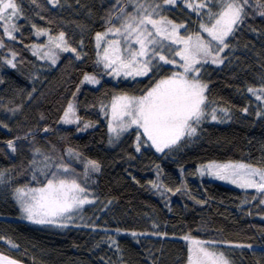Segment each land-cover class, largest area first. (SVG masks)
<instances>
[{
	"label": "trees",
	"instance_id": "16d2710c",
	"mask_svg": "<svg viewBox=\"0 0 264 264\" xmlns=\"http://www.w3.org/2000/svg\"><path fill=\"white\" fill-rule=\"evenodd\" d=\"M16 2L24 10L13 21L19 27L13 33L16 39L4 36L0 26V253L24 264H187V236L217 242L215 248L232 264H264V197L211 178L204 168L211 162L264 168V102L248 91L264 85V16L259 15L264 0H249L248 15L220 54L223 63L201 68L208 105L227 110V119H203L195 125V136L161 153L145 137L137 141L138 129L109 146L102 105L109 106L117 94H145L161 78L181 72L167 64L147 76L116 77L96 63L101 50L95 37L109 27V14H118L119 6L112 7L115 0H60L55 8L47 0ZM141 2L163 5V0ZM164 8L174 23L186 25L184 32L196 31L201 20H207L180 1ZM37 29L52 37L64 32L81 59L62 52L55 64H48L34 56L32 45L44 38L36 36ZM86 73L100 83L83 86L77 96L80 126H61L58 120ZM85 121L93 126L80 134ZM9 140L15 152L7 147ZM76 153L100 166L86 182L80 180L94 195V203L77 217L83 225L56 231L20 220L14 190L47 182L33 171L43 167L45 156L51 158L49 163L80 170L71 162ZM33 159L41 163L32 165Z\"/></svg>",
	"mask_w": 264,
	"mask_h": 264
},
{
	"label": "snow or ice",
	"instance_id": "6c2138e0",
	"mask_svg": "<svg viewBox=\"0 0 264 264\" xmlns=\"http://www.w3.org/2000/svg\"><path fill=\"white\" fill-rule=\"evenodd\" d=\"M32 2L35 3L36 0ZM47 2L55 8L60 0H47ZM178 2L179 0H163L161 5L141 2V0H115L112 7L116 9L119 6L118 14L113 16L110 13L107 21L109 27L103 33L98 32L95 37L97 49L103 47L102 55L99 51L97 52L96 63L103 64V67L109 70L108 74L116 77L147 76L153 69H158L162 65H177L175 57H179L182 62L178 65L183 69L182 72H173L170 77L159 80L145 94L115 95L110 103L109 133L113 134L115 139H119L122 133L135 126L136 129L142 130L137 132V141L141 139V136L146 137L157 152L172 149L185 137L196 135L195 125H199L209 114L206 112L208 85L199 78L201 68L208 63H223L220 54L229 47L228 38L248 15L246 5L249 0H182L186 9L199 17L206 15L207 20H201L198 31L181 35L180 30H186V25L174 23L163 15L164 5L175 7ZM128 4L132 5L133 11L126 10ZM202 9H206V13L202 12ZM23 11L16 0H0V26L3 27V35L9 40L16 39L13 33L19 31V27L13 21L20 18ZM259 15L264 16V11H261ZM202 33H207L210 39L206 40ZM35 34L38 37L48 36L49 45H54L62 52L74 53L77 60L81 59L77 50L69 46L64 32H60L57 37H52L46 30L37 29ZM109 36L118 39H108ZM102 41L106 43L102 44ZM173 45H179V47L174 48ZM3 46L4 42L0 39V47ZM42 47L32 45V54L38 58H50L55 64L58 59L56 53L50 48L41 57ZM6 63L15 67L12 60ZM99 83L100 80L96 76L87 73L80 82L81 85H98ZM248 91L257 100L264 102V85L259 89L250 87ZM75 95L73 93L74 97ZM107 109L108 106L102 105L101 112L107 115ZM220 111L227 115L225 109ZM216 113L217 110L213 108L210 113L212 120L217 119ZM79 121L76 106L73 101H69L61 122L73 124ZM92 126L90 123H84L83 129L78 130L82 131ZM44 131L47 132L48 129ZM7 147L12 152L16 151L15 144L11 140L7 142ZM136 150H140L139 144ZM39 152V149L35 150V154ZM69 152L71 153V149ZM50 159L45 156L43 167L33 169L34 173L39 171L47 183L41 187L25 186L15 190V198L24 218L36 224H53L71 220L73 214L78 213L84 205L94 203L89 199L88 189L79 182L74 170L64 163H49ZM39 163L41 162L36 159L32 161V165ZM204 168L209 175L218 180L227 181L241 189H254L256 193L264 197V168L240 162L212 163ZM99 169L97 162L88 161L85 176L87 177L89 171L98 172ZM198 171L201 175L204 174L203 170L198 169ZM0 176H3V173H0ZM36 178L34 174L33 179ZM253 199L256 197L253 196ZM260 203L264 204V198L260 199ZM60 226L66 225L60 224ZM132 235L137 234L133 232ZM184 239L188 241V264H230L222 251L209 247L217 242L193 240L187 236ZM11 246L17 247L15 244ZM236 247L251 248L252 246L236 245ZM0 264H18V262L0 256Z\"/></svg>",
	"mask_w": 264,
	"mask_h": 264
},
{
	"label": "rangeland",
	"instance_id": "374dc122",
	"mask_svg": "<svg viewBox=\"0 0 264 264\" xmlns=\"http://www.w3.org/2000/svg\"><path fill=\"white\" fill-rule=\"evenodd\" d=\"M141 1H143V0H141ZM180 1V3L182 2V0H179ZM126 10L127 11H133V8H132V5L131 4H128L127 6H126ZM163 15H165V16H167L168 15V13H167V11L165 10L164 12H163ZM168 17V16H167ZM168 19H170L169 17H168ZM171 20V19H170ZM107 30V28L105 29V31ZM199 30V26L197 27V29H196V31H198ZM104 31V32H105ZM195 30L193 31V32H191V33H189L188 32V30L186 31V32H184V31H181L180 30V33H181V35H188V34H192V33H194V32H196ZM202 35H203V37L207 40V39H210L208 36H207V33H202ZM57 37V36H56ZM108 39H118L117 37H112V36H109L108 37ZM102 44H105L106 42L105 41H102L101 42ZM165 43H167V42H165ZM36 45H40V46H43L42 48H41V52H40V56L41 57H43V53L45 52V51H48L50 48H51V50L53 51V52H55L56 53V55L57 56H59V54L60 53H62V51H60L59 49H56L55 47H54V45H49V43H48V36H44V38H43V40L40 42V43H37ZM173 47L175 48V47H179V45H173ZM100 50H101V55L103 54V47H101L100 48ZM41 60H43L44 62H46V63H48V64H53L52 63V61H51V59L50 58H40ZM175 59L177 60V65H172V64H170L171 66H173L174 68H178L181 72L183 71V69L182 68H180L178 65L180 64V63H182L180 60H179V57H175ZM58 60V59H57ZM57 60H56V62H57ZM175 72H178L177 70H175ZM87 74H89V75H93V74H90V73H87ZM85 75V74H84ZM172 75V74H171ZM171 75H169V76H166V77H163V78H161V79H166V78H168V77H170ZM95 76V75H94ZM84 77V76H83ZM83 77L80 79V82H81V80L83 79ZM97 79H98V77H96ZM160 79V80H161ZM99 80V79H98ZM80 82H79V84L77 85V87L79 86V91H77V87H76V89L74 90V92L73 93H75L76 95H75V97L73 96V93H72V95L70 96V99H69V101H73L74 102V104H75V106H76V100H77V96H78V94L80 93V91H81V88L83 87V86H90V87H97L98 85H93V84H83V85H81L80 84ZM203 82V81H202ZM203 83H205V82H203ZM155 86V85H154ZM153 86V87H154ZM117 95H122V94H117ZM127 95H130V96H141V95H131V94H127ZM143 95V94H142ZM115 96V95H114ZM112 100V99H111ZM68 101V102H69ZM110 103H111V101H110ZM67 107V106H66ZM213 108H215L216 110H217V121H224V120H226L227 119V115H228V112H227V110H226V112H227V115H225V113L224 112H221L220 111V109L221 108H219V107H215V105H208V107H207V113H209L204 119H208V120H212V118H211V115H210V113H211V111H212V109ZM76 114H77V112H76ZM62 115H63V113H62ZM62 115H61V117H62ZM78 116V115H77ZM107 116V127H108V121H109V119H111V110H110V104H109V106H108V114L106 115ZM61 117H60V119L58 120V124L59 125H61V126H67V127H74V128H77L78 126H80V121H79V123H73V124H66V123H62L61 122ZM84 123H90V122H88V121H85V122H83L82 124L84 125ZM91 124V123H90ZM131 129H136L135 128V126H133L132 128H129L128 129V131L129 130H131ZM128 131H126V132H128ZM141 132H142V130H140ZM84 131L82 130H80V134L81 133H83ZM126 132H124V133H122L121 135H120V137H119V139L126 133ZM146 138V137H145ZM119 139H115L114 137H113V134H111V133H109V146H114L117 142H118V140ZM146 140H147V138H146ZM149 144H150V146H151V141H147ZM152 147V146H151ZM152 149L156 152V153H161V152H157L156 150H155V148L154 147H152ZM88 161H91V160H89V159H86V158H84V157H82V156H80L79 154H77L76 153V155H74L72 158H71V162H73L75 165H77V166H80V167H82L80 170H78V171H75L74 170V173L77 175V177H78V180H79V182H80V180H85V182H86V176H85V168H86V165H87V163H88ZM212 163H216V164H221V163H219V162H211V163H208L207 165H209V164H212ZM72 169V168H71ZM90 173H91V171H89L88 173H87V178H90L91 176H90ZM93 173V172H92ZM85 178H83V177ZM211 178H214L213 176H211V175H209ZM214 179H216V178H214ZM227 182V181H226ZM47 183V182H46ZM84 186H85V184L83 183V182H81ZM42 185H39V186H30V185H28L27 187H31V188H35V187H41ZM89 186V185H88ZM25 186H23V187H18V188H24ZM17 189V188H16ZM15 189V190H16ZM88 189V193H89V199H91V200H93L94 201V195H93V192H91V188H87ZM15 190H14V192H13V194H12V197H13V199L15 200V203H16V205L18 206V209H19V214H18V218L20 219V220H22V221H24V222H27L28 224H30V225H33V226H36V227H42V228H48V229H52V230H56V231H65L66 229H68V228H70V227H76V226H82L83 225V221H81V220H79L77 217L80 215V213H81V210L82 209H80L79 210V212L78 213H75V214H73V216H72V219L71 220H64V221H59V222H57V223H53V224H36V223H33V222H31V221H29L28 219H26V218H24V214L21 212V210H20V206H19V204H18V202H17V200H16V198H15ZM87 205H89V204H87ZM84 206H86V205H84ZM60 224H65L66 226H64V227H61L60 226ZM192 239V238H191ZM193 240H201V239H195V238H193ZM201 241H204V240H201ZM185 242L187 243V245H188V241L187 240H185ZM209 247H218V244H214V245H209ZM217 249V248H216ZM218 251H220V250H218ZM0 256H4V257H7V258H9V259H12V260H15V261H17L18 262V264H24L23 262H21V261H19V260H17V259H15V258H13V257H11V256H8V255H6V254H3V253H0ZM227 258V257H226ZM228 259V258H227ZM229 260V259H228ZM230 261V260H229ZM187 264H188V262H187ZM230 264H232L231 262H230Z\"/></svg>",
	"mask_w": 264,
	"mask_h": 264
},
{
	"label": "water",
	"instance_id": "95a60500",
	"mask_svg": "<svg viewBox=\"0 0 264 264\" xmlns=\"http://www.w3.org/2000/svg\"><path fill=\"white\" fill-rule=\"evenodd\" d=\"M72 84H70V85H68V87H67V94L69 93V87L71 86Z\"/></svg>",
	"mask_w": 264,
	"mask_h": 264
}]
</instances>
